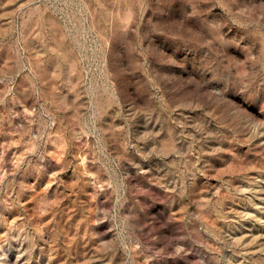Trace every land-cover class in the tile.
<instances>
[{"label":"rangeland","instance_id":"rangeland-1","mask_svg":"<svg viewBox=\"0 0 264 264\" xmlns=\"http://www.w3.org/2000/svg\"><path fill=\"white\" fill-rule=\"evenodd\" d=\"M0 264H264V0H0Z\"/></svg>","mask_w":264,"mask_h":264}]
</instances>
